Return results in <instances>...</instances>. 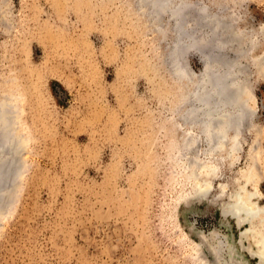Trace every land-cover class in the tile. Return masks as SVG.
<instances>
[{
  "label": "rangeland",
  "instance_id": "374dc122",
  "mask_svg": "<svg viewBox=\"0 0 264 264\" xmlns=\"http://www.w3.org/2000/svg\"><path fill=\"white\" fill-rule=\"evenodd\" d=\"M187 1L190 20L205 6L233 21L247 50L248 116L234 151L209 154L206 137L173 111L167 14L159 34L138 19L136 0H0V117L12 113L7 124L24 141L11 161L2 133L0 166L16 174L1 185L0 264H224L231 253L259 264L225 212L247 197L264 238V0ZM203 23L192 27L208 37ZM209 43L198 48L234 56V45ZM183 58L192 75L203 72L197 50ZM192 161L206 167L192 173Z\"/></svg>",
  "mask_w": 264,
  "mask_h": 264
},
{
  "label": "bare ground",
  "instance_id": "6f19581e",
  "mask_svg": "<svg viewBox=\"0 0 264 264\" xmlns=\"http://www.w3.org/2000/svg\"><path fill=\"white\" fill-rule=\"evenodd\" d=\"M136 5L137 8L135 9L139 10L138 19L141 20L143 24H154V30L159 34H163L165 31L162 26L163 24H161L162 14H167L169 18H172L174 21V26L172 28L174 41L171 50L169 51L172 60L168 67L173 73V78L179 82L180 94L178 102L173 108L175 115L182 118L185 126L188 128H197L198 133L206 137L210 146L208 150L209 154L221 152L227 146L234 151L239 143L238 135L242 128V122L248 116V113H246V106L242 101V95H249L250 85L245 79V76H241L242 72L239 68V61L241 55H244L247 50L244 49L245 47L234 38L237 31H235L232 26L233 21H227V23L223 25V19L216 13H209L205 6L198 7L197 10H199L200 16L190 20V18H188L190 13L188 12V15H186V13L192 5L187 0H136ZM195 20L202 21L204 22L203 25L205 24L207 27H210H208L210 29L208 37L206 35H195L196 29L194 28V30L192 27ZM224 31L227 33L229 31L232 34L229 39L227 38L228 40L224 39L226 38L224 34L222 35ZM235 37H237V35ZM211 41L214 42V49L218 52L222 51L226 46L230 47L234 45L235 49L232 48L234 50V56L231 59H227L221 55H217V53L214 54L213 51L203 52L199 49L202 44L204 45L202 46V49L203 47H208V45H210L209 42ZM189 50H197L200 54L203 63V72L200 75H194V73L192 75V72L190 73L187 67L185 58H183L184 54ZM245 100L247 99L245 98ZM3 106L4 104L2 107ZM5 114H7L5 117L6 124H0V142L1 137L3 136L2 133L8 131L10 143L6 157H9L12 161L24 149V141L19 137L18 133L14 132V125L11 123L9 127L7 124L8 121L11 122L14 120V116H12L13 114L9 113V115L4 111L2 112L1 117ZM230 130L234 132L233 137H230L229 135ZM187 134L184 137L185 139H183L184 142L186 141V138H188L190 143H194L197 138H189V135ZM187 141L186 143H188ZM185 146L189 145L186 144ZM3 147L4 146L0 144V159L6 155H2L5 151V148ZM187 148L185 147V149ZM6 157H4V160ZM6 162L4 164H6ZM3 165L0 166V192L4 185L2 182L4 181V178L7 177L6 174L10 172V176L13 174L12 177H15L16 174L15 170L12 171L7 169L8 166H10V169L13 168L12 163L5 165L7 168H3ZM190 166L191 172L195 166L200 168L206 167V165L198 163L197 161H192ZM5 168L7 170H3ZM212 171L215 173L217 167ZM191 177L194 179L199 178V176H195V174ZM206 192L207 191L203 189L201 191L202 196L205 195ZM247 200V197L237 198L236 204H233L234 206L231 205L225 213L235 219L236 227H239V239L241 238L242 247L250 256L258 259L259 264H264V238L257 239V233L249 224L251 220L248 217H251L252 213L254 214V210H252V205L249 204ZM196 244L198 245V243ZM213 249L214 251L217 250L216 247Z\"/></svg>",
  "mask_w": 264,
  "mask_h": 264
},
{
  "label": "water",
  "instance_id": "95a60500",
  "mask_svg": "<svg viewBox=\"0 0 264 264\" xmlns=\"http://www.w3.org/2000/svg\"><path fill=\"white\" fill-rule=\"evenodd\" d=\"M221 247H222L221 243L216 246V248H217V250H215V254L216 255L220 254ZM233 263H235V264H237V263L238 264H245V263L241 262L240 260L235 259V257L231 253V257L229 259H226L224 264H233Z\"/></svg>",
  "mask_w": 264,
  "mask_h": 264
}]
</instances>
